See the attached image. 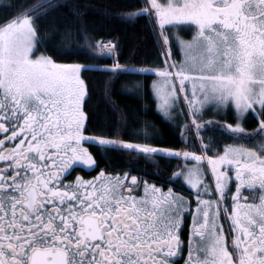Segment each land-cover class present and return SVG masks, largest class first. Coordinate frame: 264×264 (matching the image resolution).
Wrapping results in <instances>:
<instances>
[{
	"label": "snow or ice",
	"instance_id": "obj_1",
	"mask_svg": "<svg viewBox=\"0 0 264 264\" xmlns=\"http://www.w3.org/2000/svg\"><path fill=\"white\" fill-rule=\"evenodd\" d=\"M58 6L36 0L0 24V264H264V0H143L120 14L146 18L156 35L160 63L140 67L121 64L114 41L88 39L83 28L86 45L68 52L111 57V65L42 53L35 21ZM73 35L66 29L64 43ZM93 71L107 77L109 100L121 75H154L159 110L185 118V147L154 146L147 131L129 140L119 128L86 135L81 74ZM206 110L231 111L234 122L206 119ZM248 118L257 124L251 131ZM209 130L220 138L203 135ZM85 144L101 156L175 159L166 183L186 194L130 171L71 179L99 168Z\"/></svg>",
	"mask_w": 264,
	"mask_h": 264
},
{
	"label": "trees",
	"instance_id": "obj_2",
	"mask_svg": "<svg viewBox=\"0 0 264 264\" xmlns=\"http://www.w3.org/2000/svg\"><path fill=\"white\" fill-rule=\"evenodd\" d=\"M36 0H0V24L11 19L22 7L27 8ZM143 0H58V7L49 11L46 15L36 19L38 35L44 41L40 51L51 56L57 63H95L100 66L111 65V57H101L96 61H89L81 55L68 52L82 48L86 40L81 34V28L88 39L112 40L117 44L116 59L121 64H134L140 66H152L160 63L159 45L152 25L146 18L128 21L121 17V13L136 10ZM4 5H12L5 8ZM76 13H80L79 16ZM70 28L74 33L72 40L65 44L63 33ZM190 38V34H183ZM173 58L179 59L180 53L173 46ZM82 78L88 86V97L85 98L84 111L88 115L86 122V135H112L121 132L125 140L133 137L143 138L145 131L154 146L180 150L185 143L180 135L181 124L185 119L182 115L174 119L166 118L158 108V101L152 92V82L157 79L154 75L132 76L121 75L111 83L110 100L105 96V81L107 77L100 71L82 72ZM139 81L142 91L134 87ZM131 90V91H129ZM122 115L126 118V124L120 127ZM226 117V116H224ZM206 119L208 117L205 116ZM213 120H228L233 123L231 111L226 118L218 115L210 118ZM257 126L256 121L248 118L244 127L251 131ZM206 137L219 139L220 133L207 131ZM189 141L195 137L189 135ZM132 142H137L135 139ZM224 143H231L227 136L223 137ZM89 147L88 144H85ZM188 150H192L189 148ZM97 159L99 171L108 172L130 171L131 174L143 176L157 186L176 190H185L178 183L167 184L172 170L176 167L175 159H161L157 157V163L153 164L144 159L130 160L119 153H109L101 156L94 147H89Z\"/></svg>",
	"mask_w": 264,
	"mask_h": 264
},
{
	"label": "flooded vegetation",
	"instance_id": "obj_3",
	"mask_svg": "<svg viewBox=\"0 0 264 264\" xmlns=\"http://www.w3.org/2000/svg\"><path fill=\"white\" fill-rule=\"evenodd\" d=\"M108 172V171H106ZM98 174V171H92V172H88V171H85L83 169H77L76 172L74 173V175L71 177V179H75V176L76 175H80V176H83L85 179H91L94 175H97ZM174 191H179L181 192V194H186L185 190H183V192L179 189V190H176L177 188H174L172 187ZM165 191L167 190V188H164ZM246 194V193H245ZM190 225V220H188L186 218L185 220V226H184V229L182 230V233H181V238L182 240H185L187 241L188 239V227ZM185 256H186V253H185ZM181 264H183V262L181 261Z\"/></svg>",
	"mask_w": 264,
	"mask_h": 264
},
{
	"label": "rangeland",
	"instance_id": "obj_4",
	"mask_svg": "<svg viewBox=\"0 0 264 264\" xmlns=\"http://www.w3.org/2000/svg\"><path fill=\"white\" fill-rule=\"evenodd\" d=\"M183 38L184 39H190V38H186L185 36H183ZM173 59H175V60H179V59H181V54H180V58L179 59H176V58H173ZM181 95H183V94H181ZM158 101V100H157ZM159 103V102H158ZM161 112V111H160ZM162 113V112H161ZM163 114V113H162ZM205 116L206 117H208V119H210V118H213V117H216V116H218V115H215L212 111H209V110H206V112H205ZM220 116H222L223 118H226L227 117V115H224V114H220ZM224 116H226V117H224ZM227 122H228V120H226ZM229 123V122H228Z\"/></svg>",
	"mask_w": 264,
	"mask_h": 264
}]
</instances>
